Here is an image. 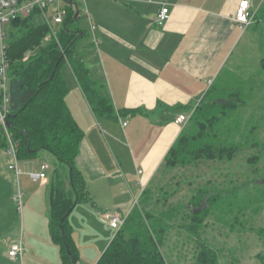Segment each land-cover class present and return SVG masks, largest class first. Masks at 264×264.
Instances as JSON below:
<instances>
[{
  "label": "crops",
  "instance_id": "crops-1",
  "mask_svg": "<svg viewBox=\"0 0 264 264\" xmlns=\"http://www.w3.org/2000/svg\"><path fill=\"white\" fill-rule=\"evenodd\" d=\"M242 1H249L254 15L264 7V0H63L50 7L57 10L72 5L79 17L73 28L83 33L78 49L93 79L104 87L117 113L137 112L119 114L116 121L97 118L72 68L63 67L62 76L69 89L66 104L85 134L76 165L92 200L77 205L70 215L75 231L72 221L78 220V208L83 204L100 213L95 215L83 207L80 219L86 221H104L103 213L126 217L136 206L189 124L178 125L176 120L180 115H192L250 29L236 20ZM165 7L170 18L159 25L156 19ZM1 151L10 157L9 167L14 160L6 150ZM31 162L18 158L22 174L17 177L8 168L6 178L10 185L17 182L18 192L24 175L35 185L40 184L27 188L25 194L20 191L22 200L26 198L25 220L21 218L18 223L13 214L12 203H17L18 194L14 186L5 195L10 207L0 204V252L13 262L24 256L34 258L37 239L54 244L49 225L53 170L47 171L45 180L34 182L29 173L37 172L21 167V163L28 166ZM16 205L22 214L23 204L21 208ZM110 230L113 240L116 231ZM18 244L22 253L12 259L9 251ZM57 252L61 258L59 247ZM80 264H85L82 259Z\"/></svg>",
  "mask_w": 264,
  "mask_h": 264
},
{
  "label": "trees",
  "instance_id": "trees-1",
  "mask_svg": "<svg viewBox=\"0 0 264 264\" xmlns=\"http://www.w3.org/2000/svg\"><path fill=\"white\" fill-rule=\"evenodd\" d=\"M65 8L67 16L56 38L49 39L48 25L36 23L37 13L26 19L18 18L10 26L7 48L11 96L9 122L12 123L10 131L19 144L21 161L34 160L43 151L55 157L57 165L50 182V234L53 243L60 248L63 264H80L81 256L69 218L77 205L92 203V200L88 196L86 179L76 165L85 134L66 104L69 89L62 76L63 67L70 65L97 118L116 121L119 114L128 116L137 112L117 113L104 87L93 79L78 49L83 33L73 28L79 17L72 5ZM259 13H264V7ZM220 92L229 90H219L216 84L213 85L193 110L188 126L171 147L163 167L174 169L193 166L200 161L229 162L236 158L240 144L228 143L220 128L246 103L240 101L239 91H231L225 96ZM227 132L235 133L239 129ZM6 148L7 140L0 127V150ZM255 184L263 193L264 182L255 181ZM230 197L229 192L224 195L223 192L213 194L202 190L187 206L186 216L191 221L181 227L198 242L200 252L196 264H221V252L202 240L200 231L217 206L228 202ZM151 202L147 187L133 210L124 217V224L115 232L97 264H169L162 248L169 232L175 228L176 220L181 216L184 218L182 208L157 209ZM258 259L264 264V255H259Z\"/></svg>",
  "mask_w": 264,
  "mask_h": 264
},
{
  "label": "rangeland",
  "instance_id": "rangeland-1",
  "mask_svg": "<svg viewBox=\"0 0 264 264\" xmlns=\"http://www.w3.org/2000/svg\"><path fill=\"white\" fill-rule=\"evenodd\" d=\"M53 10H50V16ZM37 22L42 24L39 18ZM51 27L54 32L61 28ZM249 27L242 44L216 81L219 90H229L220 94L225 96L231 91H239L240 101L246 103L231 120L223 122L220 128V132L224 134L223 139L228 143L240 144L236 158L229 162L200 161L193 166L174 169L162 166L148 186L152 207L169 209L171 206H179L184 215V218L181 216L176 220V226L169 232L162 248L169 264H196L200 252L198 242L181 226L190 223L186 208L191 199L197 197L202 190L213 194L231 193L229 201L217 206L207 218L206 226L200 231L202 240L221 252V264H261L258 256L264 255V191L261 193L255 181L264 182V13L253 18ZM234 128H238L239 132H227ZM9 162L10 157L1 151L0 204L4 207H10V202L5 200L6 191L14 186L17 194L19 188L16 181L14 185L6 181L9 177ZM42 164H47L50 168L48 172H52L57 162L51 153L43 151L28 166L21 163V167L38 173ZM128 182L131 183V180L128 179ZM39 185H35L24 175L21 178L20 191L25 194L27 188H36ZM123 187L128 189L126 183ZM12 204L18 223L21 218L25 220L26 198L22 200V214L17 211V203ZM79 207V218L72 221L76 229V243L82 261L85 264H95L109 246L114 233L105 221L81 220L83 207H87L85 209L93 211L95 215L100 213L90 205L83 204ZM34 245L37 248L34 258L24 256L13 262L7 254L0 252V264H63L57 252L58 247L54 244L37 239Z\"/></svg>",
  "mask_w": 264,
  "mask_h": 264
},
{
  "label": "built area",
  "instance_id": "built-area-1",
  "mask_svg": "<svg viewBox=\"0 0 264 264\" xmlns=\"http://www.w3.org/2000/svg\"><path fill=\"white\" fill-rule=\"evenodd\" d=\"M63 0H0V127L3 130L4 136L7 140L6 152L13 158V163L9 165V170L14 172L17 177L22 174L18 165V142L10 131L9 116L11 113V96H10V76H9V62L7 59V48L9 40V29L11 24L18 18H26L34 13L37 17H41L43 24L50 28L49 39L56 38L58 31L52 29V26H62L67 16L65 7L58 8L52 12L50 16V7ZM254 13L251 10L249 1H242L236 15V20L244 28L251 25L254 18ZM170 18L169 8H163L157 16V23L162 25ZM191 117V116H190ZM190 117L180 115L176 120V124L185 125L189 122ZM49 166L43 164L39 173L30 174V178L34 182L43 181L47 177ZM15 201L22 207V194L19 191L15 196ZM102 219L115 231H118L124 224V217L117 213H105ZM22 253L20 244L14 245L9 251V256L12 259L17 258Z\"/></svg>",
  "mask_w": 264,
  "mask_h": 264
},
{
  "label": "water",
  "instance_id": "water-1",
  "mask_svg": "<svg viewBox=\"0 0 264 264\" xmlns=\"http://www.w3.org/2000/svg\"><path fill=\"white\" fill-rule=\"evenodd\" d=\"M12 123L11 122H9L8 123V125L10 126ZM193 210V212H194V209H192ZM69 255L71 256V252H69Z\"/></svg>",
  "mask_w": 264,
  "mask_h": 264
}]
</instances>
